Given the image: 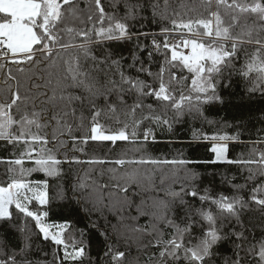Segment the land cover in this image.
Here are the masks:
<instances>
[{
  "label": "snow or ice",
  "instance_id": "6c2138e0",
  "mask_svg": "<svg viewBox=\"0 0 264 264\" xmlns=\"http://www.w3.org/2000/svg\"><path fill=\"white\" fill-rule=\"evenodd\" d=\"M81 2L82 0H0V71L6 76L5 83L15 82V87L7 89L10 97L0 99V141L24 146L16 158L5 161L9 165L8 182L6 185L0 184V221L7 222L13 219V207L25 217L32 218L43 240H50L64 249V261L82 260L85 248L77 246L74 237H66L69 227L67 223H47L45 218L49 215L48 211L30 209L29 205L33 201L41 206L49 203L48 185L47 181L33 182L27 177L33 172H43L48 177L59 174V166L68 159L65 157L62 161L57 158L59 148L63 147L60 136H63L64 131L71 133L72 126L67 121L57 119L56 124L62 127V131L59 135L55 130L47 133L44 131L47 123L40 122L41 112L35 108L29 110L27 106L20 110L27 98L21 96L19 80L17 75L13 74L9 63L19 74L32 72L33 68L41 71L39 66H44L41 76L52 85V96L48 98V103L60 100L71 104L80 97L75 96L69 89L80 88L86 90L93 98H104L105 108H97L94 100L90 101L94 109L90 135L82 138V143H86L88 139L113 143L130 139L135 141L137 130L145 120L156 124H169L167 117L169 110L179 116L185 110H195L199 113L202 105L222 103L223 99L217 88L222 82L225 70L228 71L229 78L236 72L245 79L250 85L248 89L250 93L259 91L264 94V39H253L251 27L241 22L246 14L256 13L257 19L262 22L261 30H264V3L199 0L200 6L204 9L203 13L187 19H175L172 17L179 14L172 9L170 15L171 5L167 0L163 4L152 0L142 2L119 0V6L124 8V15L119 18L116 15L115 3L110 6L112 12L109 13L106 12L102 0H88L85 7H81ZM148 8H151L154 18L170 21L171 27H161V35L167 37L174 32L177 33V39L171 41L168 39H164L162 43L152 41L155 51H160L161 47L165 50L163 62L158 66V70L151 71L153 52L145 51L148 60L133 54V62L127 69L122 67L119 60L105 61L114 66L115 71L107 75L106 80L101 83L99 76L94 74L97 60L91 56L89 47L94 42L93 34L105 40L131 39L132 33L128 22ZM189 10L197 11L196 8ZM85 18L91 27H78L77 22L85 25ZM78 39L80 42H74ZM245 43L256 45V51L248 56L240 68H236L233 62L239 60L238 48ZM69 49H74L79 54L70 59L61 57V51ZM89 58L93 61L92 67H86ZM177 72L181 75L177 76ZM185 72L190 74V88L187 94L183 88L177 87L182 81L189 79L183 75ZM150 80L155 81L156 85L149 82ZM126 97H131L132 103H128ZM147 97H152L161 104L159 113L151 104L144 103ZM14 108L17 109L15 113ZM75 111L71 108L64 112V116L75 115ZM102 115L107 119L114 118L120 127H105L99 122ZM150 136L152 130L146 128L143 132L144 140L147 141ZM219 138L228 139L226 136ZM212 150L219 160L226 153L227 145L222 144ZM26 160L33 166L26 167ZM233 162L249 166L250 180L259 176L261 181H264V151L258 155L254 154L252 159ZM91 163L105 161L94 160ZM112 163L122 167L125 164H181L184 161H158L142 157L139 160L120 158ZM126 175L130 183L135 182L134 172ZM121 191L127 192L128 188L124 187ZM251 193V201L264 207V182L255 184ZM190 195L196 197L197 192L193 190ZM200 199L205 200L208 197ZM213 203L221 212L233 215H237L239 208L245 205L243 197L240 196H220ZM154 207L159 210L157 219L164 228L154 226L151 233L145 228L131 229L133 232L151 237L146 247L153 245L156 247L155 258L150 256L145 264H211L215 247L225 238L222 230L216 226V215L210 209L197 210V214L207 222V227L199 236H194L193 225H200L192 219L191 214H187V223L181 226L169 216L170 206L166 201L154 202ZM113 208L119 210L116 205H113ZM166 229L170 231L166 233ZM239 235L243 237L242 233ZM30 241L31 236L26 235L23 247L18 252L4 251L5 245L0 242V264H34L28 259ZM70 245L71 251L68 250ZM237 247L240 248L242 245ZM247 251L258 257L257 264H264V238L255 243L250 242ZM110 252L111 249L105 255ZM124 258L125 253L122 251L112 255L117 264H121ZM233 264H242V261L236 259Z\"/></svg>",
  "mask_w": 264,
  "mask_h": 264
},
{
  "label": "trees",
  "instance_id": "16d2710c",
  "mask_svg": "<svg viewBox=\"0 0 264 264\" xmlns=\"http://www.w3.org/2000/svg\"><path fill=\"white\" fill-rule=\"evenodd\" d=\"M135 2V0H130ZM142 2V0H141ZM163 4L165 0H152ZM179 15L175 19H187L203 13L199 0H167ZM243 3H264V0H242ZM88 0H82L81 7H85ZM106 12L111 13L114 3L117 4V18L124 15V8L119 6V0H102ZM184 5L185 7H181ZM196 8L193 12L189 9ZM242 23L252 29V38L264 39L262 22L257 19L256 13L246 14ZM107 24V20L105 21ZM131 39L105 40L93 34V43L89 46L91 56L96 57L94 74L99 76L103 83L107 75L115 71L114 66L105 61L119 60L124 69L133 62V54L148 60L145 51H152L151 71L156 72L163 62L165 50L155 51L151 40L162 43L164 39L171 41L177 33L165 37L161 35V27H171L170 21L154 18L151 8L141 11L140 14L129 22ZM78 27H91L85 18V25ZM144 35H141V34ZM67 39V37H66ZM74 42H80L79 39ZM256 51V45L245 43L238 48L239 60L234 61L236 68H240ZM79 53L74 49L61 51V57L70 59ZM247 54V56H246ZM93 61L89 58L86 67H92ZM13 74L19 80V90L22 97H26L20 110L27 106L29 110L35 108L41 112L40 122L47 123L44 131H56L59 135L62 127L56 120L67 121L72 126L71 133L64 131L60 139L63 147L59 148L57 158L64 161L59 166V174L48 177L43 172H33L28 180L47 181L49 203L41 206L34 201L30 209L33 211H48L46 219L50 223H67L66 237H74L77 246L85 248L82 260H63L61 246L52 241H45L39 233L32 218L25 217L13 207V219L0 221V242L5 245L4 251L18 252L23 247L26 235L31 236V249L28 259L34 264H117L112 259L116 252H124L125 258L121 264H145L150 256L155 258L156 247H146L151 239L148 235L133 232L131 229L145 228L149 233L154 226L164 228L157 217L159 210L154 207V202L166 201L170 206L169 216L176 223L183 226L187 223V214H191L197 225H193L192 233L199 236L207 227L197 210H211L217 217L216 226L222 230L224 239L214 249L211 264H233L236 259H241L242 264H257L258 257L248 253L249 243L264 238V207L251 201V189L261 181L259 176L249 179L248 165L234 163L233 161L252 159L264 151V94L257 91L250 93L248 82L233 72L229 78L225 70L222 82L217 88L223 102H213L202 105L200 112L185 110L177 116L172 110L167 112L169 124H156L148 120L137 130L135 141H93L86 143L81 140L90 135L91 117L94 109L90 101L94 100L97 108H105L103 97L93 98L86 90L69 89L80 99L73 100L71 104L56 100L48 103L52 96V85L42 78L41 71L36 68L25 74L16 73V69L9 63ZM33 73H35L33 75ZM181 73L177 72V76ZM187 81H182L178 88H183L187 94L190 88V74ZM28 77H31L29 79ZM118 78V77H117ZM145 78V77H142ZM6 76L0 71V99H7L10 93L7 89L15 87V82L5 83ZM149 82L156 85L155 81ZM132 103L131 97H126ZM144 103L151 104L159 113L161 104L152 97H147ZM74 108L75 115L64 116L65 111ZM17 109H13L15 113ZM55 117V119H54ZM82 117V119H81ZM99 122L107 128H119L120 124L113 119L102 115ZM146 128H151L152 136L147 141L143 138ZM35 130V129H34ZM231 132L236 137V142L227 145L226 160L219 161L214 140L220 139L223 132ZM76 137L77 139H73ZM154 137V139H153ZM24 146H15L5 141H0V184L8 182L6 160L16 158ZM51 147V144H49ZM155 159L158 161H184L181 164H125L116 165L117 159L139 160L141 158ZM102 160L105 163H91ZM26 167H32L30 161H25ZM254 167V166H253ZM111 169H115L112 171ZM135 173L134 183L129 182L126 173ZM119 185L120 187H116ZM127 187L128 191H121ZM183 189V191H182ZM195 190L197 196L190 193ZM176 193L177 195H172ZM208 197L202 200L200 197ZM220 196L243 197L245 205L239 208L238 214L233 215L221 212L214 200ZM183 201V203L181 202ZM116 205L118 211L113 208ZM166 233L170 231L165 230ZM243 234L241 237L239 234ZM195 242V241H193ZM238 245L242 247L238 248ZM71 246V245H70ZM258 247V245H257ZM111 249L108 255L106 252ZM237 253L239 255H237Z\"/></svg>",
  "mask_w": 264,
  "mask_h": 264
},
{
  "label": "rangeland",
  "instance_id": "374dc122",
  "mask_svg": "<svg viewBox=\"0 0 264 264\" xmlns=\"http://www.w3.org/2000/svg\"><path fill=\"white\" fill-rule=\"evenodd\" d=\"M226 131L227 132H223V134H224L223 136L228 137V139H216V140H214L215 147H219L220 145L225 144V143H228V142H230V143L236 142L235 135L233 133H231V132H228V130H226ZM216 158H217V154H216ZM225 160H226V153L224 154V156L221 159H219V161H225ZM30 206L31 205H29V207ZM47 223H50V222H47ZM55 224H64V223H55ZM68 250L71 251L72 250V246H69V249ZM62 251H64L63 248H62Z\"/></svg>",
  "mask_w": 264,
  "mask_h": 264
},
{
  "label": "built area",
  "instance_id": "2783aa9c",
  "mask_svg": "<svg viewBox=\"0 0 264 264\" xmlns=\"http://www.w3.org/2000/svg\"><path fill=\"white\" fill-rule=\"evenodd\" d=\"M174 39H177V34L176 35H174L173 37H172V39L171 40H174ZM154 39H152L151 40V43H152V41H153Z\"/></svg>",
  "mask_w": 264,
  "mask_h": 264
}]
</instances>
